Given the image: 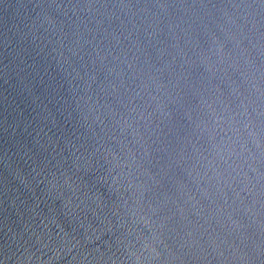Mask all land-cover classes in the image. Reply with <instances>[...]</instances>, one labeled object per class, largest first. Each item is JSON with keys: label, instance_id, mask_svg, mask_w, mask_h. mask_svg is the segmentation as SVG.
<instances>
[{"label": "water", "instance_id": "water-1", "mask_svg": "<svg viewBox=\"0 0 264 264\" xmlns=\"http://www.w3.org/2000/svg\"><path fill=\"white\" fill-rule=\"evenodd\" d=\"M0 264H264V0H0Z\"/></svg>", "mask_w": 264, "mask_h": 264}]
</instances>
